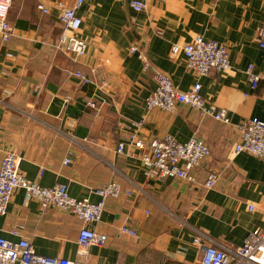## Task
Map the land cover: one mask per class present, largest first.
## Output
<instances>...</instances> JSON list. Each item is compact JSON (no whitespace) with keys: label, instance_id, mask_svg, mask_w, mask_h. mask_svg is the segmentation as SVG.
Masks as SVG:
<instances>
[{"label":"crops","instance_id":"obj_1","mask_svg":"<svg viewBox=\"0 0 264 264\" xmlns=\"http://www.w3.org/2000/svg\"><path fill=\"white\" fill-rule=\"evenodd\" d=\"M58 1L74 6V0H14L9 21L15 37L5 43L0 35V165L4 151H12L27 179L47 189L65 185L77 201L98 203L95 189L122 186L125 194L109 199L91 226L108 241L88 249L87 264H197L198 233L241 247L264 227V159L233 154L240 126L253 119L264 123V49L256 40L264 0H142L144 12L134 11L131 0H86L77 14L88 49L78 61L56 49L64 31ZM196 36L228 47L230 73L199 79L184 55L171 57L173 45ZM251 65L261 78L256 89L246 72ZM76 72L93 83L84 85ZM155 73L183 92L200 82L207 105L224 111L229 123L188 105L173 113L149 109ZM165 136L181 144L197 136L209 146L195 182L145 175L135 142ZM67 158L71 164L65 166ZM211 172L218 179L207 189ZM81 226L68 212L42 211L23 190L0 216L2 238L28 239L38 255L73 261H84L77 243ZM121 227L136 236L118 235Z\"/></svg>","mask_w":264,"mask_h":264},{"label":"built area","instance_id":"obj_2","mask_svg":"<svg viewBox=\"0 0 264 264\" xmlns=\"http://www.w3.org/2000/svg\"><path fill=\"white\" fill-rule=\"evenodd\" d=\"M14 0H0V35L3 42L9 43L15 37V28L9 21V13ZM86 0H74V6L69 7L58 1L55 8L59 12V21L64 31L56 46L57 51L72 56L75 61L83 58L88 49L87 42L79 37L82 19L77 11L85 5ZM131 8L136 12H144L147 5L142 0H131ZM43 14H49V9L38 6ZM257 42L264 49V25L258 30ZM136 52L137 48L131 49ZM172 58L184 55L187 67L199 79L211 73L227 75L232 71L230 51L226 45L216 41H207L201 36L183 46L173 45L170 53ZM149 69V65H145ZM251 86L256 89L260 76L254 73L251 65L247 69ZM75 76L84 85L92 84V80L81 72ZM153 80L156 89L147 99L149 109H157L169 113L175 112L178 105H188L199 111L202 116H211L228 124L229 119L224 111L216 112L207 105L201 94L202 85L196 82L190 90L183 92L174 87L172 81L162 73H155ZM89 107L96 109L97 105L90 101ZM241 138L233 147L235 156L248 154L264 159V123L257 120L245 121L240 126ZM140 151V157L145 175L150 179L175 178L195 182V171L202 162L211 155L209 146L201 138L194 136L188 143L181 144L171 136L156 138L148 143L141 140L135 142ZM124 144L118 146L117 152L122 154ZM65 166L71 164L65 159ZM20 159L12 151H4L0 165V216H5L17 191L23 190L28 201L35 200L42 211L54 208L72 214L81 222L77 243L79 255L84 261H73L61 258H50L38 255L28 239L12 243L0 236V264H87V251L91 247H102L108 241V236L100 234L91 228L100 222L109 199H119L125 191L118 182H111L94 190L100 197L98 203L88 200L77 201L68 194L65 185H56L51 189L27 179L20 170ZM217 175L208 174L205 182L207 189H213L217 183ZM248 211L254 212L255 206L248 205ZM136 236L133 229L121 227L118 235ZM194 244L200 247L201 257L197 264H264V227L249 234L241 247H226L216 243L204 234L198 233Z\"/></svg>","mask_w":264,"mask_h":264}]
</instances>
